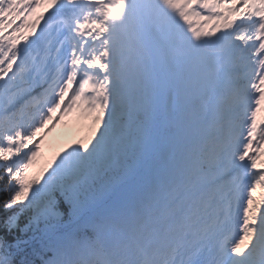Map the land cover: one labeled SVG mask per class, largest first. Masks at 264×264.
Wrapping results in <instances>:
<instances>
[{
	"label": "snow or ice",
	"instance_id": "1",
	"mask_svg": "<svg viewBox=\"0 0 264 264\" xmlns=\"http://www.w3.org/2000/svg\"><path fill=\"white\" fill-rule=\"evenodd\" d=\"M262 112L264 0H0V264H264Z\"/></svg>",
	"mask_w": 264,
	"mask_h": 264
},
{
	"label": "rangeland",
	"instance_id": "2",
	"mask_svg": "<svg viewBox=\"0 0 264 264\" xmlns=\"http://www.w3.org/2000/svg\"><path fill=\"white\" fill-rule=\"evenodd\" d=\"M73 126L74 127L77 126L76 127L77 134H74L73 137L78 135V139H82L87 134V128L85 124L81 122L79 119H76ZM65 131L66 129H63L62 133L64 134ZM49 136L51 137L57 136V138L56 140H51ZM58 136H59V139H58ZM62 137L63 135L58 133L55 130H52L50 133L45 135L44 142H43V154L41 156H38L36 161L34 162L33 167L30 169V173H29L30 176L37 175L57 152L61 151L67 144L70 143V142H67V140H61ZM50 143H53V146L49 145Z\"/></svg>",
	"mask_w": 264,
	"mask_h": 264
}]
</instances>
